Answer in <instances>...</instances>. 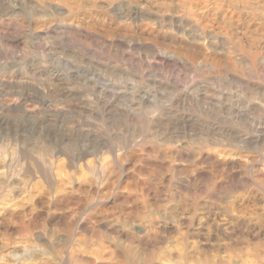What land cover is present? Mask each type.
I'll use <instances>...</instances> for the list:
<instances>
[{"label":"rangeland","instance_id":"obj_1","mask_svg":"<svg viewBox=\"0 0 264 264\" xmlns=\"http://www.w3.org/2000/svg\"><path fill=\"white\" fill-rule=\"evenodd\" d=\"M0 264H264V0H0Z\"/></svg>","mask_w":264,"mask_h":264}]
</instances>
